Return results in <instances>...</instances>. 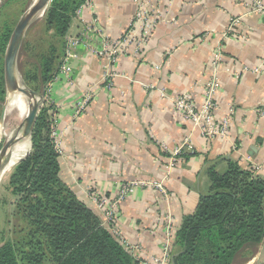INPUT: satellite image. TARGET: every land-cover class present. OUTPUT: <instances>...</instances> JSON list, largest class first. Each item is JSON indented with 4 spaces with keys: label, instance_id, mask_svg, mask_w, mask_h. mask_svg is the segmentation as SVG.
<instances>
[{
    "label": "crops",
    "instance_id": "1",
    "mask_svg": "<svg viewBox=\"0 0 264 264\" xmlns=\"http://www.w3.org/2000/svg\"><path fill=\"white\" fill-rule=\"evenodd\" d=\"M149 1L158 20L138 54L118 58L111 90L103 81L106 61L79 44L69 79L53 80L48 99L63 150L60 177L96 213L93 193L115 196L121 183L162 179L168 152L160 145L172 148L188 139L193 153L181 156L164 181L168 200L155 188L138 186L118 207L115 223L125 238L158 253L164 212L176 230L208 193L209 167L223 172L229 160L248 165L247 155L264 176V12H252L250 0ZM91 2L100 29L88 35L93 47L102 36L118 38L137 8L133 0ZM84 29L72 19L67 36H81ZM213 71L214 117L233 107L228 138L202 136L173 106L183 91L200 106ZM87 91L93 98L76 115Z\"/></svg>",
    "mask_w": 264,
    "mask_h": 264
},
{
    "label": "trees",
    "instance_id": "2",
    "mask_svg": "<svg viewBox=\"0 0 264 264\" xmlns=\"http://www.w3.org/2000/svg\"><path fill=\"white\" fill-rule=\"evenodd\" d=\"M84 1H50L45 25L61 45L51 48L50 58L41 60L39 71L26 74L25 83L34 91L39 93L40 88L32 87L29 80L45 86L57 74L70 23ZM9 36L8 29L0 34V53ZM5 94L0 82V101ZM50 109L40 108L30 150L8 180L19 198L18 211L30 228L23 238L27 249L20 243L4 242L0 264H142L61 179L59 154L49 136ZM207 174L209 191L200 195L194 211L176 229L170 264H235L244 254L246 260L253 258L254 249L264 242V176L237 160H229L223 172L211 166Z\"/></svg>",
    "mask_w": 264,
    "mask_h": 264
},
{
    "label": "built area",
    "instance_id": "3",
    "mask_svg": "<svg viewBox=\"0 0 264 264\" xmlns=\"http://www.w3.org/2000/svg\"><path fill=\"white\" fill-rule=\"evenodd\" d=\"M133 2L136 4L137 8L129 21L127 28L118 38L115 39L102 36L101 45L99 47H93L91 43H89L88 35L90 32L100 31L97 26V19L92 15V2L91 0H85L81 3L76 9L73 19L80 20L85 25V29L81 36H66L64 56L53 80L58 79L59 76L69 79L70 61L77 56L74 52V48H76L77 45L82 44L94 56L106 61V64L104 65L105 70L103 74V81L105 82V87L108 90H111L113 86V79L119 75V71L116 69L118 58L124 54L132 56L138 54L144 42L151 35L158 20L156 14L153 13V10L150 7L149 0H133ZM248 5L250 6V10L254 13L264 12V3L260 0H250ZM87 13L90 15L89 21L85 20V14ZM216 59H219L218 55L216 56ZM246 68L247 67L244 69ZM253 70L257 71L258 69L257 67H254ZM217 82L218 77L216 72L213 71L211 77L204 85L203 100L200 106H196L194 104L188 91H183L175 96L173 98V106L179 113L181 119L184 122H191L192 125L199 130L202 136L208 138H228L230 115L233 112V107L229 105L226 113H223L218 120L214 117L213 111L216 108L214 95L218 85ZM48 89L46 97L44 95V101L46 98V102L50 103L48 99ZM92 98L93 93L91 91L85 92L83 98L75 106V114L78 115L82 110H84ZM260 114L264 116V105ZM49 122V136L52 140L55 151L60 155L63 150L55 113L52 109H50L49 112ZM160 146L163 150L168 152L167 162L165 164L166 172L162 179L149 181L131 180L121 183L115 196H107L99 193L92 194L94 208L101 218L103 225L107 226L114 237L118 239L119 242L135 256L136 259L140 260L142 264H170L176 231L173 219L169 212H164V225L162 235L160 237L161 242L159 252H148L141 244L129 242L116 226L115 220L119 204L138 186L155 188L165 200H168L169 194L164 185V181L167 179L168 173L175 166L183 153H193L192 145L188 139H184L172 148H168L166 144L163 143ZM245 159L248 161V165L251 166L255 172H261L262 167L258 164L251 163L252 161L249 156L246 155Z\"/></svg>",
    "mask_w": 264,
    "mask_h": 264
},
{
    "label": "rangeland",
    "instance_id": "4",
    "mask_svg": "<svg viewBox=\"0 0 264 264\" xmlns=\"http://www.w3.org/2000/svg\"><path fill=\"white\" fill-rule=\"evenodd\" d=\"M33 2L34 0H17L12 2H9L8 0H0V34L5 29L10 30L11 34V31L20 16L32 5ZM46 9L43 13L36 16L28 26L18 52V76L20 82L25 85L26 74L28 71H39L41 60L45 56L50 58L49 54L52 52L51 48L53 46L61 45V41L57 39L52 31L47 29L45 25ZM3 55L4 51L3 53H0V82H3L4 84ZM29 81L32 87L38 85L40 88V91L38 90L39 93H42L46 97L47 89L49 88L50 83L42 86L40 83H36L34 80ZM15 95L8 96L6 93L4 95L3 101H0V115L2 108L5 105L3 121L0 123V148L4 142L12 134H14L15 130L21 124L27 112V99L24 97L19 95L22 101V105L20 107L17 105V103H11L9 101V99L11 97H15ZM43 103L44 104H42V106H50V103L46 102V98ZM30 145V138L22 139L20 142L18 141L15 143L9 150L7 162L4 166L5 168H3V171L0 173V245L6 241H11L14 244L20 243L22 248L27 249L26 241H23V238L27 237L30 228L28 223L23 219L21 212L18 211L17 203L19 198L12 193V189L8 185V180L17 162L28 154ZM10 152L14 156H12ZM14 160H16V162H13L10 168L6 171L5 169L7 168L9 162ZM262 245L263 242L254 249L255 253L253 258L246 260V256L248 255L244 254L237 260L235 264H256L257 256L262 248Z\"/></svg>",
    "mask_w": 264,
    "mask_h": 264
},
{
    "label": "water",
    "instance_id": "5",
    "mask_svg": "<svg viewBox=\"0 0 264 264\" xmlns=\"http://www.w3.org/2000/svg\"><path fill=\"white\" fill-rule=\"evenodd\" d=\"M51 0H34L32 5L20 16L11 31L3 55V78L8 96L19 94L27 99V112L21 124L0 148V173L7 162V155L11 147L22 139L30 138L37 114L44 102V95L22 84L17 71V57L25 32L39 14L43 13ZM5 105L0 115V123L3 121ZM256 264H264V242L257 256Z\"/></svg>",
    "mask_w": 264,
    "mask_h": 264
},
{
    "label": "bare ground",
    "instance_id": "6",
    "mask_svg": "<svg viewBox=\"0 0 264 264\" xmlns=\"http://www.w3.org/2000/svg\"><path fill=\"white\" fill-rule=\"evenodd\" d=\"M9 101L11 102V103H17V105H19V107L22 105V101H21V98H20V96H19V94H16L15 95V97H11L10 99H9ZM8 101V102H9ZM15 106V105H14ZM24 106V105H23ZM17 107V106H16ZM15 107V108H16ZM18 107V108H19ZM22 108V107H21ZM20 108V109H21ZM15 110V109H14ZM19 113V112H18ZM25 113V112H24ZM20 142V141H19ZM26 144V143H25ZM21 145V144H20ZM27 147V146H26ZM13 149V148H12ZM18 149V148H17ZM24 152V151H23ZM11 153V152H10ZM14 153V152H13ZM20 154H22V153H20ZM10 155V154H9ZM11 155H12V153H11ZM18 155V154H17ZM12 156H14V155H12ZM17 158V157H16ZM12 159V158H11ZM17 160H18V158H17ZM13 162H16V160H14V161H10L9 162V164H8V166H7V168L5 169L6 171L10 168V166L12 165V163ZM5 168V167H4Z\"/></svg>",
    "mask_w": 264,
    "mask_h": 264
}]
</instances>
